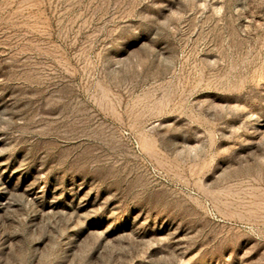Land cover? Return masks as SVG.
<instances>
[{
	"label": "rangeland",
	"instance_id": "obj_1",
	"mask_svg": "<svg viewBox=\"0 0 264 264\" xmlns=\"http://www.w3.org/2000/svg\"><path fill=\"white\" fill-rule=\"evenodd\" d=\"M0 264H264V0H0Z\"/></svg>",
	"mask_w": 264,
	"mask_h": 264
}]
</instances>
